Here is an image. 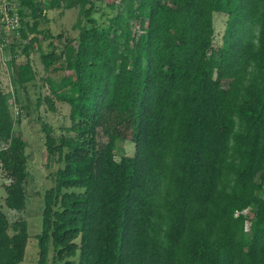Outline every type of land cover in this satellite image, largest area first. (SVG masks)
Wrapping results in <instances>:
<instances>
[{
    "label": "trees",
    "instance_id": "obj_1",
    "mask_svg": "<svg viewBox=\"0 0 264 264\" xmlns=\"http://www.w3.org/2000/svg\"><path fill=\"white\" fill-rule=\"evenodd\" d=\"M99 1L19 0L28 55L47 9L79 7L77 38L41 55L65 73L37 103H68L71 123L46 129L57 165L39 264H264V0ZM36 77L28 57L14 80L28 91ZM9 95L0 76L6 203L22 210L27 143ZM121 139L132 154L117 156ZM28 238L0 209V264L23 260Z\"/></svg>",
    "mask_w": 264,
    "mask_h": 264
},
{
    "label": "rangeland",
    "instance_id": "obj_2",
    "mask_svg": "<svg viewBox=\"0 0 264 264\" xmlns=\"http://www.w3.org/2000/svg\"><path fill=\"white\" fill-rule=\"evenodd\" d=\"M99 3H102L109 10L105 1L100 0ZM118 9H122V7L118 6ZM78 16L79 7L47 9L39 24V28L42 30L38 35L40 44L38 41H34L28 48L29 55L25 48L35 34L31 31H28L27 37L17 34L12 39L13 47L10 45L5 46L0 51L2 85L4 90L10 94L9 102L12 116L15 118V131L21 134L27 143L26 151L30 172L27 182V205L22 210L14 209L6 203L7 189L5 183L9 182V179L5 176L0 162V209L6 213L11 223L21 218L26 219L28 222L29 238L26 253L24 259L18 264H39L38 234L42 229L44 195L45 190L53 184L51 172L57 165L56 157L50 155L47 150L45 143L46 129L60 135L67 132V128L71 123L70 105L68 103L58 99L53 101L52 106L46 101L40 105L37 103L40 92L50 93L49 84L46 80L47 76L59 80L65 73L62 69L54 68L59 65L58 61L50 69H46L41 55L42 51L47 52L54 46L58 50L68 39L77 38L79 33V27L76 24ZM227 20V13H215L216 43L221 41ZM48 33L51 36H47ZM1 53H4V55L2 56ZM14 55L16 59L12 63L11 59ZM28 57L33 62L37 77L34 82L28 83V91H26V88L15 82L14 76L18 66L26 63ZM16 105L19 107V113L15 111ZM0 144L5 145L6 141L4 140ZM134 150L135 143L133 141L121 139L117 143L116 152L118 157L123 153L132 154ZM249 228L250 222H247V229ZM10 231L13 232V229L10 228ZM52 255L53 249L49 253L50 260Z\"/></svg>",
    "mask_w": 264,
    "mask_h": 264
},
{
    "label": "built area",
    "instance_id": "obj_3",
    "mask_svg": "<svg viewBox=\"0 0 264 264\" xmlns=\"http://www.w3.org/2000/svg\"><path fill=\"white\" fill-rule=\"evenodd\" d=\"M19 8V0H0V51L5 46H11L12 39L17 34H21L23 23ZM1 55L3 56L4 53H1ZM15 111L19 113L17 105Z\"/></svg>",
    "mask_w": 264,
    "mask_h": 264
}]
</instances>
